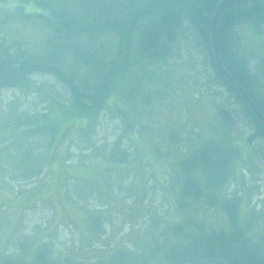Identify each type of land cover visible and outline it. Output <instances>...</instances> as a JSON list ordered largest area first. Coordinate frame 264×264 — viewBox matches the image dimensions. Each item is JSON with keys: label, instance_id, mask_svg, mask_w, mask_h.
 <instances>
[{"label": "rangeland", "instance_id": "1", "mask_svg": "<svg viewBox=\"0 0 264 264\" xmlns=\"http://www.w3.org/2000/svg\"><path fill=\"white\" fill-rule=\"evenodd\" d=\"M15 5L0 1V14ZM23 7L27 12L40 11L31 3ZM5 31L36 51L43 48L42 31L37 26L16 24ZM191 38L193 48L196 39ZM245 43L252 47V42ZM178 47L175 44L168 58L143 70L134 94L141 95V100H133V104L128 95L134 88L124 84L90 119L86 114L71 113L69 98L47 75L32 77L31 85L21 89L0 92V264L6 256L31 260L42 247L51 250V263L94 264L117 249H127L144 253L138 258L141 262L150 259L151 264H159L160 256L151 258L149 250L179 245L174 241L180 237H172L170 228L183 224L185 216L201 220L208 229L226 230L227 219L216 208L196 204L184 212L177 210L179 188L172 176L179 159L198 140L212 135L218 124L213 104L235 112L237 128L232 141L244 161L222 195L237 198L240 222L251 225L252 211L262 216L259 225L252 224L256 229L249 235L264 232V151L256 149L257 156L249 159L250 146L245 140L251 137V145L264 150V139L242 104L219 88V77L200 45L197 43L194 51L183 48L184 52ZM145 80L153 81L152 85ZM210 85L213 88L209 89ZM146 87L159 95H148ZM13 110L39 117L46 113L56 127L54 140L50 144L44 140L54 158L43 176L31 182L10 180L18 152L7 145V112ZM112 149L127 152L126 160L117 161L122 157L119 152L117 158L112 157ZM94 217H102L98 237L90 233ZM15 238L24 240L25 245L16 244Z\"/></svg>", "mask_w": 264, "mask_h": 264}, {"label": "trees", "instance_id": "2", "mask_svg": "<svg viewBox=\"0 0 264 264\" xmlns=\"http://www.w3.org/2000/svg\"><path fill=\"white\" fill-rule=\"evenodd\" d=\"M0 1L17 3L0 14V92L4 88L21 89L31 85L32 77L47 75L69 98L71 113L86 114L90 119L104 109L105 99L116 95L124 84L134 88L135 92L128 95L132 102L141 100V95L134 97V94L140 86L138 78L143 70L168 58L177 43L182 52L183 48L194 51L198 43L214 75L219 77V88L242 104L264 139V130L253 112L212 61L208 24L221 0ZM26 3L33 4L40 11H25L23 5ZM219 14L216 46L222 67L246 91L264 118V0L231 4ZM16 24L39 27L43 48L36 51L15 35H6L7 27ZM189 36L196 39L193 48ZM246 41L252 42L251 48H247ZM130 74L132 77L128 79ZM149 83L152 85L153 81ZM144 92L150 96L156 94L148 87ZM212 94L217 95L215 90ZM213 106L218 124L213 127L212 135L198 140L175 164L172 176L179 188L175 205L181 212L196 204L212 210L216 208L227 219V229L211 230L201 220L185 216L183 224L176 223L170 228L172 237H180L174 241L179 245L172 243L160 251L154 247L149 250L151 258L160 256L159 264H264V232L249 235L251 229H256L252 224L259 225L262 216L252 211L251 225L240 222L236 215L237 198L222 195L236 177V168L244 162L239 146L232 141L237 123L234 121L235 112L222 104L223 108ZM7 114V145L18 150L15 156L17 168L10 172V180L31 182L41 178L54 158L55 153L47 151L44 144H50L56 137L55 125L46 113L40 117L19 115L16 110ZM35 118H39L38 121ZM30 140L33 142L29 143ZM245 140L250 146L249 159L254 160L257 156L254 154L256 149L264 151L251 145V137ZM8 146L4 154H7ZM117 152L122 157L117 161L126 160L127 152L121 149H112L110 154L115 157ZM101 219L94 217L90 221L93 237L100 233L97 226L99 228ZM15 239L16 244L25 245L24 240ZM50 253L48 247H42L35 251L31 260L6 256L1 257V264H58L50 262ZM140 255L144 253L117 249L94 264H151L148 258V261L141 262Z\"/></svg>", "mask_w": 264, "mask_h": 264}, {"label": "water", "instance_id": "3", "mask_svg": "<svg viewBox=\"0 0 264 264\" xmlns=\"http://www.w3.org/2000/svg\"><path fill=\"white\" fill-rule=\"evenodd\" d=\"M247 0H221L220 3L217 5L212 17L209 20V28L211 31V38H210V45H211V50L213 53V64L215 65L217 71L220 73V75L226 79L228 82H230L235 88V90L238 92V94L241 96V98L243 99V101L248 105V107L251 109V111L253 112L255 118L258 120V122L262 125V129L264 130V118H262V115H260L259 111L257 110V108H255L256 106L254 105V103L252 102V100L250 99V97L247 95L246 91L240 87V85L231 77H229V75L226 73V71L223 69V67H221V60H220V56L218 53V48H217V21H218V17H219V13H221L222 10H224V8L226 6H229L231 4H237L240 2H244Z\"/></svg>", "mask_w": 264, "mask_h": 264}]
</instances>
